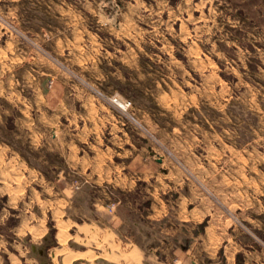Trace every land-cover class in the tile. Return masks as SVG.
<instances>
[{"label":"rangeland","instance_id":"obj_1","mask_svg":"<svg viewBox=\"0 0 264 264\" xmlns=\"http://www.w3.org/2000/svg\"><path fill=\"white\" fill-rule=\"evenodd\" d=\"M261 27L264 0H0V190L23 189L18 208L0 193L8 240L18 213L42 212L36 195H62L60 180L72 194L104 188L111 210L133 212L166 187L173 212L193 201L201 229L212 220L264 264ZM120 146L111 164L135 163L134 192L97 186L116 170L75 167Z\"/></svg>","mask_w":264,"mask_h":264},{"label":"crops","instance_id":"obj_2","mask_svg":"<svg viewBox=\"0 0 264 264\" xmlns=\"http://www.w3.org/2000/svg\"><path fill=\"white\" fill-rule=\"evenodd\" d=\"M194 6V11H200L198 3ZM113 118L117 120L115 116ZM60 134L56 127H52L48 138L56 141L61 138ZM111 135L114 137L112 132ZM32 139L39 137L32 136ZM32 144L35 149L39 148V143ZM68 149L70 157L71 147ZM108 150L99 152L107 155L102 165L86 164L80 159V166L75 167L80 171L105 172V175L116 170L118 174L109 173L102 185L97 186L104 187V183H109L134 192V171L126 172L125 168L135 169V163L127 166L111 164L114 157L126 155L128 149L122 152L124 148L120 146L114 151ZM149 152L155 156L152 148ZM63 154L66 155L64 148ZM160 159L154 158L161 165L158 175L162 177L168 175V171ZM140 168L144 170V167ZM0 176L3 180L2 172ZM100 179L98 175V182ZM20 180L17 174L15 181L19 183ZM47 182L53 187L51 180ZM12 184L1 189L0 193L9 195L10 207L18 208L23 189L19 185L11 188ZM59 184L63 189L61 196L40 199L36 195V204L33 205H38V211H42L40 214L35 211L17 214L20 221L11 229L14 242L8 240L7 229L3 226L6 225L7 212L0 213V264H257L251 261L248 249L240 241L219 225L215 226L212 220L201 229L203 217L191 206L193 201L182 198L179 212H173L166 187L163 192L149 191L150 206L144 211L133 212L129 207L111 210L109 201L114 199L104 188H97L96 194L92 195L91 187L82 185L72 194L69 193V182L60 180ZM48 218L53 222V235H49Z\"/></svg>","mask_w":264,"mask_h":264},{"label":"built area","instance_id":"obj_3","mask_svg":"<svg viewBox=\"0 0 264 264\" xmlns=\"http://www.w3.org/2000/svg\"><path fill=\"white\" fill-rule=\"evenodd\" d=\"M129 105H130L129 103H125V105H124V106H126V108H127Z\"/></svg>","mask_w":264,"mask_h":264},{"label":"water","instance_id":"obj_4","mask_svg":"<svg viewBox=\"0 0 264 264\" xmlns=\"http://www.w3.org/2000/svg\"><path fill=\"white\" fill-rule=\"evenodd\" d=\"M160 160H162V159H160Z\"/></svg>","mask_w":264,"mask_h":264},{"label":"bare ground","instance_id":"obj_5","mask_svg":"<svg viewBox=\"0 0 264 264\" xmlns=\"http://www.w3.org/2000/svg\"><path fill=\"white\" fill-rule=\"evenodd\" d=\"M122 104V103H121Z\"/></svg>","mask_w":264,"mask_h":264}]
</instances>
